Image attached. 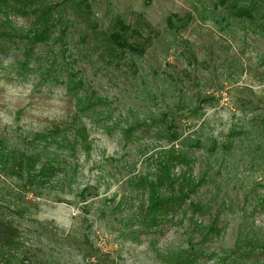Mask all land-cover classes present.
<instances>
[{
	"label": "rangeland",
	"instance_id": "obj_1",
	"mask_svg": "<svg viewBox=\"0 0 264 264\" xmlns=\"http://www.w3.org/2000/svg\"><path fill=\"white\" fill-rule=\"evenodd\" d=\"M88 2L97 30L116 29V17L131 28L141 23L130 42L142 43L143 52L110 63L94 50L88 24L75 22L67 41L86 104L55 75L44 79L34 61L19 69L18 43L0 52V216L18 227L21 245L0 264H175L170 254L201 238L192 218L209 216L218 232L207 236L210 255L199 264H222L226 255L233 264H264L255 255L250 262L232 255L264 242L261 19H238L218 0ZM68 14L73 18L74 10ZM11 19L28 25L23 16ZM81 33L86 40H79ZM48 51L47 45L36 49ZM62 74L58 80H66ZM72 120L86 127L88 147L62 153L63 171L48 184L27 187L2 170V156L40 152L42 142L33 138ZM171 149L185 156L171 172L198 181L191 198L208 208L192 215L186 203L184 216L142 233L128 219L141 202L137 178Z\"/></svg>",
	"mask_w": 264,
	"mask_h": 264
},
{
	"label": "trees",
	"instance_id": "obj_2",
	"mask_svg": "<svg viewBox=\"0 0 264 264\" xmlns=\"http://www.w3.org/2000/svg\"><path fill=\"white\" fill-rule=\"evenodd\" d=\"M223 4L229 15L238 19L255 20L261 19L259 28L264 32V6L262 0H218ZM68 8L74 10V17L70 18ZM262 8L261 10H259ZM23 16L28 20V25L19 27L11 19L12 15ZM84 21L96 36L93 44L94 50L106 54L110 63L113 58L125 53L140 55L143 52L142 43L130 42V38L140 35L141 23L136 27L126 24L121 18L115 20L117 28L114 30H97V23L91 20V6L88 0H0V52L6 47L16 45L18 49L22 46V57L18 61L19 69H26L29 63L34 61L42 66L43 75H55V81L63 84L67 90L73 92L79 100L87 103V97L79 95L84 90V81L80 71L74 70V54L70 51L67 41L68 31L75 27V22ZM168 25L172 26L171 16L167 18ZM146 28L149 25L144 24ZM149 29V28H148ZM95 32H98L95 33ZM88 35L81 33L79 40H86ZM40 45L49 46L46 53L36 52ZM56 46V49L54 48ZM79 55L78 53L76 54ZM119 56V57H120ZM66 75V80L57 77ZM80 76V77H79ZM80 92V93H79ZM84 92V91H83ZM89 103V102H88ZM84 104V106H85ZM92 106V103L87 107ZM86 107V106H85ZM170 127V126H168ZM127 132L130 128L126 129ZM86 127L72 120L64 127H55L46 134H38L33 141L42 142L40 152L27 154L20 152L14 155L2 156V170L13 173L24 182L27 187L39 188L49 183L57 171H63L62 165L66 162V156L62 153H75L79 148L86 150ZM2 146H0L1 149ZM44 154L45 160H40V154ZM1 153V150H0ZM185 156L174 150L166 154H159L152 158L153 171L138 176V188L140 187L141 202L136 212L130 216L137 223V229L142 232L150 230L163 222H170L174 218L186 214L185 205L192 215H204L208 208L202 202L191 198L198 181H194L185 172L178 175L171 172L173 167L182 164ZM39 165V166H38ZM38 166V170L36 167ZM209 211V210H208ZM215 217H208L205 222L200 218H192L191 229L199 234L200 240L189 241L188 247L183 252L170 254L169 259L175 264H199L207 257L209 250L204 246L207 236L218 232ZM258 246L250 244L246 250H235L233 256L250 262V256L255 255V260L264 263V242L257 243ZM20 232L12 220L0 216V257L2 259L14 256L20 252ZM243 251V252H241ZM256 254L262 258L257 259ZM222 264H233L235 258L226 255Z\"/></svg>",
	"mask_w": 264,
	"mask_h": 264
}]
</instances>
